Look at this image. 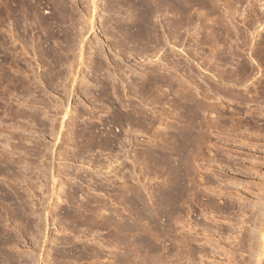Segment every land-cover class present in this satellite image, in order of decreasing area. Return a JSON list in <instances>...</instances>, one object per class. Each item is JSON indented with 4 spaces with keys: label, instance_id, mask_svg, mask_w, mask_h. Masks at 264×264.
Segmentation results:
<instances>
[{
    "label": "rangeland",
    "instance_id": "1",
    "mask_svg": "<svg viewBox=\"0 0 264 264\" xmlns=\"http://www.w3.org/2000/svg\"><path fill=\"white\" fill-rule=\"evenodd\" d=\"M128 1L0 15V264H264V0Z\"/></svg>",
    "mask_w": 264,
    "mask_h": 264
},
{
    "label": "bare ground",
    "instance_id": "2",
    "mask_svg": "<svg viewBox=\"0 0 264 264\" xmlns=\"http://www.w3.org/2000/svg\"><path fill=\"white\" fill-rule=\"evenodd\" d=\"M44 1L45 0H0V15L3 13V11H5L6 14H8L10 17H12V16L14 17V16H18V13L21 10L26 11V13H33L34 15H36V14H39L40 7H43ZM165 1L167 4H169L170 3L169 1H171V0H165ZM52 2H53V4L51 7H58L57 4L55 3V1H52ZM128 2H129V4H131L133 6L142 7L141 10L139 11V15L141 18V24L143 25V32H147L148 25H149L148 24V18L151 15V12H150L149 8H146L144 0H130ZM43 24L47 25V35L52 40L56 39L58 37V33H59V31H58V20H57L56 12L52 11L50 13L49 18L46 17V19H44ZM10 82H11V79L7 75V72L5 71L3 74H1L0 83L8 86L10 84ZM19 85L21 86L22 84L19 83ZM173 191L176 193L177 189L174 188ZM37 205L40 207L42 205L40 198L37 199ZM25 218L26 217L24 214H22L21 216L19 215V218H17L18 220L21 221V224H23V228H22L23 234L22 235H26L25 230L27 228V222H26ZM9 242H10L9 239L6 240V242H4V245H6ZM261 242L262 241H260L259 244ZM257 247H259L258 253L260 255L262 246L260 244V246H257ZM255 249L257 250V248H255ZM185 250H186V254H187L188 258L195 255L196 251L190 245V240H188Z\"/></svg>",
    "mask_w": 264,
    "mask_h": 264
}]
</instances>
